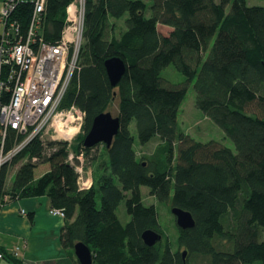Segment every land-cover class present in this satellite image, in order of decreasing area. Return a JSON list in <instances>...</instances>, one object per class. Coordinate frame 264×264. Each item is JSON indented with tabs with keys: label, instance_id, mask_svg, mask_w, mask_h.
Segmentation results:
<instances>
[{
	"label": "trees",
	"instance_id": "1",
	"mask_svg": "<svg viewBox=\"0 0 264 264\" xmlns=\"http://www.w3.org/2000/svg\"><path fill=\"white\" fill-rule=\"evenodd\" d=\"M71 1L48 0L47 39L60 36ZM119 19L124 26L117 31ZM159 24L169 26V33ZM116 55L127 70L114 88L105 61ZM169 64L186 80L168 82L162 70ZM192 82L198 108L234 141L236 151L180 128V107ZM115 102L121 127L110 147L103 143L104 159L93 157L99 161L95 172L102 173L93 177L91 188H80L67 160V142L48 156L36 140L28 151L40 160L21 163L10 186L4 171L0 197L47 195L51 207L63 209L60 241L73 264H80L74 250L79 241L91 248L93 264H184L185 249L187 264H264V5L87 0L80 68L62 102V108L76 105L86 112L74 151L89 155L102 144L85 147L84 138L94 118ZM132 121L141 146L160 138L151 154L139 157ZM43 163L49 168L36 177ZM143 185L169 209L193 213L195 227L177 225L176 249L163 240L152 246L144 242L145 230H163L156 205L143 201ZM125 197L127 224L117 214ZM6 258L20 264L9 254Z\"/></svg>",
	"mask_w": 264,
	"mask_h": 264
},
{
	"label": "built area",
	"instance_id": "2",
	"mask_svg": "<svg viewBox=\"0 0 264 264\" xmlns=\"http://www.w3.org/2000/svg\"><path fill=\"white\" fill-rule=\"evenodd\" d=\"M0 21V181L19 162H38L40 156L28 149L36 140L50 156L58 143L72 140L81 131L86 112L76 105L62 108V102L75 72L80 68L84 42L87 0H72L60 36L47 39L45 21L48 0H3ZM22 6L25 8L20 9ZM28 6V7H27ZM26 23H23V21ZM57 135L45 137L51 129ZM75 130L70 133L69 130ZM85 152L69 150L68 162L78 173L81 189L93 185V177L84 170ZM9 194L0 197V207L9 203ZM52 215L65 217L61 208L50 207ZM21 213L27 214L25 209ZM21 247L8 251L17 258ZM0 250V259L6 258Z\"/></svg>",
	"mask_w": 264,
	"mask_h": 264
},
{
	"label": "rangeland",
	"instance_id": "3",
	"mask_svg": "<svg viewBox=\"0 0 264 264\" xmlns=\"http://www.w3.org/2000/svg\"><path fill=\"white\" fill-rule=\"evenodd\" d=\"M248 2L252 5L254 4L264 5V0H248ZM3 6H4V2L3 0H0V13ZM115 23H116L117 31L123 29L124 26L123 19L115 20ZM3 29H4V25L0 21V32H2ZM159 29L163 34H168L171 28L169 26L159 24ZM162 75L171 84L181 83L186 80L185 74H183L181 71L175 68L173 64L167 65L162 70ZM109 111H111L116 116L118 113V102H115L110 107ZM179 125L182 131L191 134L197 140L208 141L210 139H217L222 141L224 144L230 146L233 150L236 151V146L234 141L226 135L225 131L215 121H213L200 108H198L196 103V92L194 89L193 82L189 84L187 95L180 107ZM130 127L132 133L136 138L135 148L138 151L139 157L141 156L143 157L144 155L151 154L154 151L156 145L159 144L160 138L157 136L148 145L141 146L138 141L136 122L132 121ZM56 132L57 131L52 128L45 137L49 138L52 135H57ZM79 134L75 136L72 140H69L68 138H64L61 136L60 139L65 140L67 142L68 147L71 151L80 153L83 150H80L79 152L73 150V145L76 143ZM103 150H104L103 143L99 147L94 148L89 155H87V153L84 150L85 152L84 165L86 167L84 170H87L92 177H94L95 175L97 177L102 173V171H99L98 173L95 172L96 164L99 161L94 160L93 157L99 154L100 161L103 160L105 156ZM20 164L21 162H19V164H17L16 166L14 165L12 167V171H10L8 178L10 183L13 182L15 174ZM48 168H49L48 163L40 164L35 171L36 177H40L45 171L48 170ZM94 181L95 180L93 178L92 182L94 183ZM141 192L144 203L146 205L154 204L158 209L161 229L163 230V234H164L163 241L168 242L171 248L176 249L178 246L177 241H178L179 232L177 229V222L175 215L171 212V209H169V207L165 203L160 202L155 196L150 194V188L148 186L143 185L141 187ZM44 196L46 195H43V197ZM117 214L123 224H127L130 221L131 217L127 211V197H125L119 204L117 208ZM181 250H183V248H181Z\"/></svg>",
	"mask_w": 264,
	"mask_h": 264
},
{
	"label": "crops",
	"instance_id": "4",
	"mask_svg": "<svg viewBox=\"0 0 264 264\" xmlns=\"http://www.w3.org/2000/svg\"><path fill=\"white\" fill-rule=\"evenodd\" d=\"M46 196L22 197L0 207V250L20 246L16 258L20 264H73L60 241L64 218L49 212L51 204ZM0 264L17 263L4 258Z\"/></svg>",
	"mask_w": 264,
	"mask_h": 264
},
{
	"label": "water",
	"instance_id": "5",
	"mask_svg": "<svg viewBox=\"0 0 264 264\" xmlns=\"http://www.w3.org/2000/svg\"><path fill=\"white\" fill-rule=\"evenodd\" d=\"M105 66L112 87H117L127 70V63L122 57L116 55L108 58L105 61ZM120 127V117L115 116L111 111L98 114L94 118L90 130L84 138V146L93 147L98 143H105L110 147L114 137L119 133ZM171 212L175 215L177 225L180 228L185 230L195 227L196 220L190 210L173 206ZM142 238L147 245L152 246L163 240V234L155 229H147L142 233ZM74 250L80 264H93V252L85 242H77ZM187 255L188 250L185 249L182 252L184 264H187Z\"/></svg>",
	"mask_w": 264,
	"mask_h": 264
},
{
	"label": "bare ground",
	"instance_id": "6",
	"mask_svg": "<svg viewBox=\"0 0 264 264\" xmlns=\"http://www.w3.org/2000/svg\"><path fill=\"white\" fill-rule=\"evenodd\" d=\"M74 131H75V130H72V129L69 130L70 133H73Z\"/></svg>",
	"mask_w": 264,
	"mask_h": 264
}]
</instances>
